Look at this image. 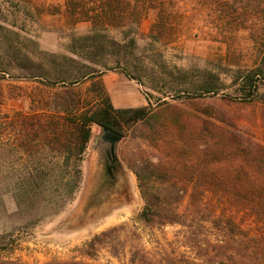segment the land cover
Listing matches in <instances>:
<instances>
[{"label":"rangeland","instance_id":"374dc122","mask_svg":"<svg viewBox=\"0 0 264 264\" xmlns=\"http://www.w3.org/2000/svg\"><path fill=\"white\" fill-rule=\"evenodd\" d=\"M68 1L0 0V123L53 116L41 103L56 100L63 86L83 101L96 97L101 83L114 109L148 107L160 130H175L194 115L241 116L238 128L261 140V129L249 122L254 107L234 102L239 94L233 81L243 72L259 73L255 99L264 103V0H228L224 10L219 0H140L146 10L136 33L127 26L100 32L88 23L73 25L65 13ZM142 131L144 123L126 128L114 146L116 165L93 125L72 195L56 189L60 161L38 142L22 138L25 146L0 150V261L119 264L105 252L96 262L80 253L93 236L131 225L141 211L128 166L141 153L152 159L162 150L160 143L142 140ZM14 138L12 129L3 136ZM25 180L40 185L14 193L12 183ZM148 231L164 243L177 230ZM148 231H139L144 243L151 239Z\"/></svg>","mask_w":264,"mask_h":264},{"label":"trees","instance_id":"16d2710c","mask_svg":"<svg viewBox=\"0 0 264 264\" xmlns=\"http://www.w3.org/2000/svg\"><path fill=\"white\" fill-rule=\"evenodd\" d=\"M219 2L224 10L228 0ZM65 7L73 25L88 23L100 32L127 26L136 33L146 10L140 0H70ZM160 26L158 20L154 27ZM258 76L255 71L243 72L233 84L239 94L234 102L254 107L249 122L261 129L260 141L238 128L241 116L194 115L175 130H160L151 123L156 119L152 109H114L99 83L98 95L83 101L71 87L63 86L56 100L41 103L55 112L53 116L0 123V150L25 146V139L38 142L60 161L56 189L72 195L79 185L78 163L90 141L91 127L103 128L118 143L127 127L144 123L147 132L142 131L140 138L160 143L162 150L152 159L141 153L128 166L137 179L143 207L131 225L93 236L80 255L96 262L105 252L119 264H264V103L255 99ZM10 129L14 141H4ZM110 156L113 164L120 165L115 150ZM39 185L25 180L11 186L22 195ZM166 227L177 230L171 240L159 243L151 238L148 229ZM129 230L133 232L128 234ZM140 230L148 231L147 243L142 242ZM0 264L27 263L3 260ZM44 264L91 263L72 259Z\"/></svg>","mask_w":264,"mask_h":264},{"label":"water","instance_id":"95a60500","mask_svg":"<svg viewBox=\"0 0 264 264\" xmlns=\"http://www.w3.org/2000/svg\"><path fill=\"white\" fill-rule=\"evenodd\" d=\"M100 128V134L98 136V139L102 142L106 141L108 139L110 147L112 149V151L114 150V146L117 142H115V139L116 137L112 134H109L108 132H106L103 128L99 127Z\"/></svg>","mask_w":264,"mask_h":264}]
</instances>
